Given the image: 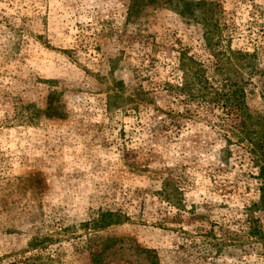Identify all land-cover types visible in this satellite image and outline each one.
<instances>
[{
    "label": "rangeland",
    "instance_id": "374dc122",
    "mask_svg": "<svg viewBox=\"0 0 264 264\" xmlns=\"http://www.w3.org/2000/svg\"><path fill=\"white\" fill-rule=\"evenodd\" d=\"M131 2L0 0V264H264L263 159L191 79L264 117V0Z\"/></svg>",
    "mask_w": 264,
    "mask_h": 264
},
{
    "label": "trees",
    "instance_id": "16d2710c",
    "mask_svg": "<svg viewBox=\"0 0 264 264\" xmlns=\"http://www.w3.org/2000/svg\"><path fill=\"white\" fill-rule=\"evenodd\" d=\"M157 2V0H132L130 10H142L143 7L153 4ZM192 5H188L185 9L190 8ZM198 7V6H195ZM190 65V66H188ZM185 68V74L187 76H191L192 65L190 61L188 64L183 63V67ZM200 69V68H199ZM193 82H196L195 86H200L199 89L201 90L200 97H206L205 91H207V103H212L215 107H218L222 110L230 111L231 113L235 112L236 116V126L238 127L236 130L243 134V141H248L251 143L252 153L259 157V162L261 163V158L263 159L262 163L260 164L261 170V204L259 206L264 207V117L260 115H255L251 112L249 107L246 104V85H239L236 90L228 89L226 84H219V87L215 85H211V82L206 80L205 78V71L198 70L194 73V77L192 78ZM211 97V98H209ZM258 128L257 131H254L253 128ZM261 127V128H259ZM241 129V131H240ZM118 215L112 213L103 214L100 220V227L105 225V222H111L114 220ZM249 234L251 237L259 238L260 236L264 235L261 233V228L257 226L250 227ZM41 257H31L27 258L22 264H34L35 261L39 260Z\"/></svg>",
    "mask_w": 264,
    "mask_h": 264
}]
</instances>
